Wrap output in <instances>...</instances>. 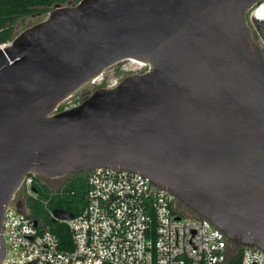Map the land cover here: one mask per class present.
Returning a JSON list of instances; mask_svg holds the SVG:
<instances>
[{
	"label": "water",
	"instance_id": "95a60500",
	"mask_svg": "<svg viewBox=\"0 0 264 264\" xmlns=\"http://www.w3.org/2000/svg\"><path fill=\"white\" fill-rule=\"evenodd\" d=\"M260 1L57 3L0 49V264L25 176L96 167L148 178L234 247L264 253V50L247 19ZM124 60L146 68L58 110Z\"/></svg>",
	"mask_w": 264,
	"mask_h": 264
},
{
	"label": "built area",
	"instance_id": "2783aa9c",
	"mask_svg": "<svg viewBox=\"0 0 264 264\" xmlns=\"http://www.w3.org/2000/svg\"><path fill=\"white\" fill-rule=\"evenodd\" d=\"M252 11L257 17L258 13L264 15V0ZM11 41H0V49L10 46ZM37 177L35 173H28L5 209L2 236L6 260L3 264L228 262L229 246L233 244L208 219L186 214L171 191L153 185L148 178L109 167L86 171L85 206L71 219L57 220L69 230V240L63 245L28 210L26 200L36 197ZM19 201L24 203V213L17 210ZM47 213L53 217L51 209L47 208ZM246 248L249 247H241L239 264H264L261 249L252 247L258 253Z\"/></svg>",
	"mask_w": 264,
	"mask_h": 264
},
{
	"label": "trees",
	"instance_id": "16d2710c",
	"mask_svg": "<svg viewBox=\"0 0 264 264\" xmlns=\"http://www.w3.org/2000/svg\"><path fill=\"white\" fill-rule=\"evenodd\" d=\"M67 0H0V41L12 40L19 31L30 25L25 19L35 13L44 16L52 5L56 2L65 3ZM73 4L79 0H71ZM41 16V17H42ZM83 90V91H82ZM77 92L79 97L74 101H63L58 110L73 107L78 104L91 91L82 89ZM44 178L37 177L35 184L36 197L28 198L27 205L31 210L33 205H39L40 200L47 202V208L53 210L55 208L64 209L71 212L74 216L80 213L85 206V196L88 190L86 172L68 176L63 183L56 188H50L44 181ZM182 209L189 215H197L184 205H180ZM46 208V209H47ZM32 217L41 222L44 228L52 231L64 245L69 240V230L65 223L53 220L50 215H44L41 218L39 214L32 210ZM229 259L227 264H239V254L241 247L229 246Z\"/></svg>",
	"mask_w": 264,
	"mask_h": 264
},
{
	"label": "rangeland",
	"instance_id": "374dc122",
	"mask_svg": "<svg viewBox=\"0 0 264 264\" xmlns=\"http://www.w3.org/2000/svg\"><path fill=\"white\" fill-rule=\"evenodd\" d=\"M41 16L42 15H39L37 17L29 16L25 19V22H27L28 24H32L36 22L37 20H39ZM261 30H264V27L263 26L259 27L257 24H255V31H257L258 34H259V31ZM135 67H136V64L132 63L130 60L121 61L115 64L114 66H112L111 68L105 70L102 73V75H100L99 78L96 80V82L86 85L83 89L84 90L89 89L90 91H92L96 87H110L111 84H113L114 82H118L124 75L128 74V72L135 69ZM76 94L77 93L69 97L68 101H71V99L73 101L77 99L79 96ZM39 203H40L39 205L37 204L33 205L32 210L38 213L40 218L46 214L49 215L46 209L47 202L44 200H40ZM27 207H28V210L32 212L30 205H28Z\"/></svg>",
	"mask_w": 264,
	"mask_h": 264
},
{
	"label": "flooded vegetation",
	"instance_id": "af4514ba",
	"mask_svg": "<svg viewBox=\"0 0 264 264\" xmlns=\"http://www.w3.org/2000/svg\"><path fill=\"white\" fill-rule=\"evenodd\" d=\"M57 3H60V2H56L54 4H57ZM53 4V5H54ZM60 4H73L71 0H67L65 3H60ZM52 5V6H53ZM253 9H251L248 14H247V19H248V24L252 30V34L254 36V38L259 41L262 49L264 50V41L263 39L260 37V35L258 34L257 31H255V24H257L259 27H264V15L260 14L258 15V17L253 13L252 11ZM254 15V16H253ZM33 17H37L39 16V13H35L33 15H31ZM258 18V19H256ZM255 19V21H254ZM146 67L145 65L143 64H140V65H136L135 69H133L132 71L128 72L129 73H132V72H136V71H141V70H144ZM66 177H62V178H56V179H44V182L50 187V188H56L57 186L61 185L63 183V181L65 180ZM16 196L20 197V194L17 193Z\"/></svg>",
	"mask_w": 264,
	"mask_h": 264
},
{
	"label": "bare ground",
	"instance_id": "6f19581e",
	"mask_svg": "<svg viewBox=\"0 0 264 264\" xmlns=\"http://www.w3.org/2000/svg\"><path fill=\"white\" fill-rule=\"evenodd\" d=\"M260 15V13H258ZM257 16V14H255ZM263 15V13H262ZM254 16V15H253ZM132 63L136 64V65H140L141 63L135 60H130Z\"/></svg>",
	"mask_w": 264,
	"mask_h": 264
}]
</instances>
